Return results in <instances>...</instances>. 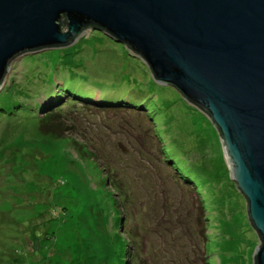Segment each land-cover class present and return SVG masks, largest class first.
Listing matches in <instances>:
<instances>
[{"label": "rangeland", "instance_id": "rangeland-1", "mask_svg": "<svg viewBox=\"0 0 264 264\" xmlns=\"http://www.w3.org/2000/svg\"><path fill=\"white\" fill-rule=\"evenodd\" d=\"M9 67L0 264H255L215 127L122 44L85 31Z\"/></svg>", "mask_w": 264, "mask_h": 264}, {"label": "water", "instance_id": "water-1", "mask_svg": "<svg viewBox=\"0 0 264 264\" xmlns=\"http://www.w3.org/2000/svg\"><path fill=\"white\" fill-rule=\"evenodd\" d=\"M87 27L213 124L264 264V0H0V88L16 58L71 45Z\"/></svg>", "mask_w": 264, "mask_h": 264}, {"label": "trees", "instance_id": "trees-1", "mask_svg": "<svg viewBox=\"0 0 264 264\" xmlns=\"http://www.w3.org/2000/svg\"><path fill=\"white\" fill-rule=\"evenodd\" d=\"M85 31H94L95 29H93V28H90V27H87V28H85L84 29ZM96 31H98V30H96ZM98 32H101V31H98ZM102 34H103V32H101ZM106 35V34H105ZM107 36V35H106ZM108 37V36H107ZM68 90H70V89H68ZM71 92L73 91V90H70ZM74 92V91H73ZM49 94L50 93H48L47 94V96L49 97ZM81 96H85V95H82L81 93H79ZM190 105H192L190 102H188ZM193 106V105H192ZM195 107V106H194ZM31 107L29 106V107H25V106H23V107H21L20 109H19V111L21 112V113H24V114H28L29 115V113L30 114H32V112H31V110L32 109H30ZM39 105H35V107H34V110L37 112V111H39ZM196 108V107H195ZM197 109V108H196ZM56 114V111H54V110H52V112L51 113H49V114H46V115H44V116H42L41 118H43V119H49V118H52V116H54Z\"/></svg>", "mask_w": 264, "mask_h": 264}, {"label": "bare ground", "instance_id": "bare-ground-1", "mask_svg": "<svg viewBox=\"0 0 264 264\" xmlns=\"http://www.w3.org/2000/svg\"><path fill=\"white\" fill-rule=\"evenodd\" d=\"M49 88V87H48ZM88 95V94H87ZM123 108V107H122ZM45 128V127H44ZM51 132V131H50ZM48 135V134H47ZM192 183V182H191Z\"/></svg>", "mask_w": 264, "mask_h": 264}]
</instances>
